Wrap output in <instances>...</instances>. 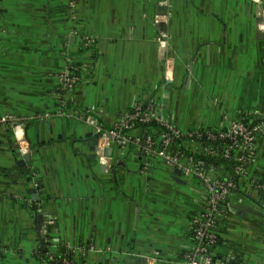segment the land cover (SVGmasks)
<instances>
[{
  "label": "crops",
  "instance_id": "0c3cea01",
  "mask_svg": "<svg viewBox=\"0 0 264 264\" xmlns=\"http://www.w3.org/2000/svg\"><path fill=\"white\" fill-rule=\"evenodd\" d=\"M157 16L175 59L169 82ZM256 24L253 0H0V115L24 124L33 148L26 159L11 125H0V264H44L46 242L55 254L70 248L74 264H186L203 184L145 148L150 128L126 131L101 157L81 113L113 128L153 102L182 132L259 118L264 27L258 34ZM72 62L80 77L68 86ZM252 150L211 251L235 264H264V199L253 184L264 175L263 136ZM234 155L245 156L241 145Z\"/></svg>",
  "mask_w": 264,
  "mask_h": 264
},
{
  "label": "built area",
  "instance_id": "2783aa9c",
  "mask_svg": "<svg viewBox=\"0 0 264 264\" xmlns=\"http://www.w3.org/2000/svg\"><path fill=\"white\" fill-rule=\"evenodd\" d=\"M256 4L257 10V24L256 30L258 34L263 33V11L261 3L263 0H253ZM156 25L162 33L159 38V53L165 65V80L172 81L174 79V66L175 59L171 55L168 49V35L165 28L166 23L163 18L156 17ZM63 79L68 86H72L78 80V76L64 75ZM150 103L147 108H143L142 105L137 104L133 110L123 114L119 120V123L114 125L113 128H107L98 119L95 114L81 113L85 122L91 125L98 135V147L97 150L101 157L105 158L104 151L107 147L112 146L115 143L123 144L126 142L124 128H129L135 122L148 124L151 129V134L144 141L145 148L156 156L164 159L166 163L173 169L181 170L183 176L198 177L201 183L207 191V199L203 212L195 216L193 219V227L195 229L194 245L184 254L186 264H214L213 254L208 252V247L217 241L218 232L215 229V225L220 222L224 211V203L227 196L232 192V189L236 187L237 182L233 179L223 180L218 176V172L212 165H207L204 159L196 158L195 156L188 155L182 150L175 141L181 139L184 136L191 138V143H194V136H202L200 129L182 132L179 128L165 119L158 113L155 103ZM49 115V114H46ZM257 119H243L239 121H232L228 126L229 130H221L217 134L212 131H207V136L212 139H229L230 143L222 152L218 150H210L209 153L219 156L231 157V149L235 146L241 147L245 150V156L237 158L233 155L234 159V172L238 176L242 177L246 174L247 163L249 162L251 155L254 153L252 150L253 141L258 136L264 137V115H259ZM247 120V121H245ZM253 120H258L256 123H250ZM9 124L13 131L14 142L13 148L19 150L22 153L32 152L33 148L29 140H27L25 134V126L22 123L13 122L11 116L0 115V125ZM141 127H145L141 125ZM146 128V127H145ZM239 137L242 140H239ZM178 146L177 150H172V146ZM255 178L253 181L254 186L259 190H264V182L256 183ZM256 183V185H255ZM49 224L52 223L50 220ZM47 227V226H46ZM67 248V250H66ZM63 251L70 252L71 249L66 247ZM72 252V251H71ZM73 253V252H72ZM53 254L48 252V259L53 260ZM206 254V255H205ZM201 258V260H200ZM72 259H63L66 264L74 261ZM44 264H51L47 260ZM216 264H235L219 260Z\"/></svg>",
  "mask_w": 264,
  "mask_h": 264
},
{
  "label": "trees",
  "instance_id": "16d2710c",
  "mask_svg": "<svg viewBox=\"0 0 264 264\" xmlns=\"http://www.w3.org/2000/svg\"><path fill=\"white\" fill-rule=\"evenodd\" d=\"M79 65L80 64H77L76 62H72V64L70 65L71 67L69 69V76H78V77H80V69L81 68H80ZM139 104L142 105V107L145 109V108L148 107V105L150 103L142 102V103H139ZM133 108H131L129 111L133 110ZM247 120H245V121H247ZM257 121L258 120H253L250 123H256ZM141 125H144L146 128L149 127L148 124L135 122L129 128H126V129L124 128L123 130L126 132V131L134 128V127H139ZM209 130L212 131L213 133L217 134L221 130H229V129H228V127L214 128V129L201 128L199 131L202 133V136H194V140H193L194 143L199 144L200 147H201V151L199 153L192 152V151L186 149V147L183 145L184 143H187V142L189 143L190 141H192L191 138L184 136L183 138L176 139L175 141H177V143L179 144L180 148L182 150H184L185 153H187L188 155H192V156H195L196 158L204 159L205 163L208 166L212 165L215 168V170L219 173L218 176H220L221 179H223V180L233 179L235 182H237L236 187L232 189V191H234L235 189L238 188L239 179H240V176H238L234 172V159H233V155L235 154V151L237 150L238 147L235 146V147H233L231 149V154H232L231 157L219 156V155H216V154L209 153V151L207 149H210V150L211 149L212 150L216 149V150H218V152H222L226 148V146H228V144L230 143V140L227 139V138H225V139H222V138L221 139H219V138H216V139L209 138L207 136V133H206ZM239 140L241 141L242 138L239 137ZM193 178L195 180H198L199 182H201L200 178H198V177H193ZM255 182L256 183L264 182V175L261 176L260 180H256ZM256 183H255V185H256ZM259 191L261 193L262 198L264 199V190L263 189H259ZM218 226H219V223H217L215 225V229L216 230H217ZM191 234L193 235V240H194V234H195L194 227H192ZM220 241H221V239H220V236L218 234L217 241L214 244H212L211 246L208 247V252L211 253L213 248H215L216 245H218V243ZM48 252H50V250H49V245L46 242L43 245V247L41 248L40 252H39V257L43 260V262L47 260L51 264H66L63 261V259L68 258L70 260H73L72 259L73 253L71 251L70 252L63 251V252H60L59 254H53V257H54L53 260L49 261ZM213 259H214V264H216V262H218L219 260H224L226 262H230V261L226 260L225 258L222 259V258H218L216 256H213ZM200 260H201V258H200ZM74 263H75V261H72L69 264H74Z\"/></svg>",
  "mask_w": 264,
  "mask_h": 264
},
{
  "label": "water",
  "instance_id": "95a60500",
  "mask_svg": "<svg viewBox=\"0 0 264 264\" xmlns=\"http://www.w3.org/2000/svg\"><path fill=\"white\" fill-rule=\"evenodd\" d=\"M97 147H98V138H97V140H95V145H94V148H93V149H96V150H97ZM112 150H113L112 147H110V148H106L105 151H104V156H105V157L110 156L111 153H112ZM25 158H26V159H29V158H30V155H29V154H26V155H25ZM175 174H178L179 176H182V172H181V170H179V169H175Z\"/></svg>",
  "mask_w": 264,
  "mask_h": 264
}]
</instances>
